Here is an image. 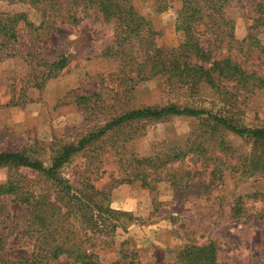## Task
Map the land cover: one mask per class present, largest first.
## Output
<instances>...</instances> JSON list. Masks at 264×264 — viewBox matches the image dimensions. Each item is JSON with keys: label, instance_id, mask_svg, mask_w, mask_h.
<instances>
[{"label": "rangeland", "instance_id": "rangeland-1", "mask_svg": "<svg viewBox=\"0 0 264 264\" xmlns=\"http://www.w3.org/2000/svg\"><path fill=\"white\" fill-rule=\"evenodd\" d=\"M34 1L0 0V17L24 13L31 24L19 21L15 38L0 37V153L21 152L48 166L63 146L113 118L172 104L264 128V87H228L220 96L207 87H169L160 77L138 81L135 67L105 55L116 40L115 24L90 0H49L54 6L44 7ZM129 1L151 24L159 47L178 45L182 0ZM232 5L241 51L229 53L237 52L246 69L264 78V52L258 42L249 49L244 43L256 25L264 44V25L253 20L264 16V0ZM136 50L132 57L138 58ZM62 58L63 69L52 66ZM175 152L181 155L173 161ZM144 159L151 160L139 163ZM59 174L94 193L119 220L98 209L93 220V213L67 217L66 199L60 200L54 182L29 168L1 167L0 185L11 181L22 193L47 191L62 210L54 238L43 242L44 229L30 207L0 195V264H30L33 253L57 240L94 252L100 264L131 258L138 264H188L183 252L209 244L216 247L215 264H264V148L206 116L126 124L74 155ZM46 264L77 263L61 255Z\"/></svg>", "mask_w": 264, "mask_h": 264}, {"label": "trees", "instance_id": "trees-1", "mask_svg": "<svg viewBox=\"0 0 264 264\" xmlns=\"http://www.w3.org/2000/svg\"><path fill=\"white\" fill-rule=\"evenodd\" d=\"M36 2H41L39 5L43 7L52 3L49 0H35L33 3ZM90 3L99 9L106 20L113 21L115 24L116 40L114 45L106 48L105 55L119 59L124 67L131 69L135 67L138 81L160 77L165 79L169 87H186L195 92L207 87L220 96L225 95L224 90H228V87H264L262 74L246 69L244 63L236 58L237 52L235 55L229 53L234 49L241 51L237 46L240 41L236 40L234 36L236 27L235 18L232 15L234 0H182V7L178 10L176 19L179 42L176 47L169 49L156 44L152 36L155 32L151 24L137 14L129 0H90ZM51 6L54 5L51 4ZM253 20L255 23L264 25V16L262 18L255 17ZM19 21H23L25 25H31L24 13L15 14L12 17L6 16L5 19L0 17V37L4 38V41L15 38V30ZM251 28L253 31L244 39L247 49L255 46L258 42L261 51L264 52V44L257 38L258 33H254L256 25ZM205 31H208V34H205ZM132 36L136 37V44L131 41ZM135 48L137 53H140L138 58L132 57ZM222 49L226 51V54H218V50ZM66 60V58H62L54 62L52 66L63 69L67 64ZM169 116L195 118L206 116L215 125L239 136L250 138L254 140L255 144H260L264 148V128L239 126L232 119L213 114L211 111L172 104L160 108L135 109L121 114L78 142L63 146L48 166L21 152H1L0 168L8 165L25 167L50 179L58 187L59 194L63 195L60 200L66 199L67 212L64 214H67V217H84L93 213L92 216H89V219L93 220L94 210L98 209L111 214V218L119 220L116 217L117 212L110 209L104 210L103 206L95 200L94 193H91L90 190L82 191L74 188L69 180L60 176L59 171L74 155L85 151L90 145L124 125L143 119L158 120ZM180 155L175 152L171 159L177 160ZM150 160L144 159L139 163ZM138 175L134 176V179ZM143 185L148 186V182L143 180ZM6 194L14 195L17 200L30 207L33 218L38 220L40 229H44L43 242L54 238L56 230L52 227L62 208L58 206L55 199L50 198L49 192L29 191L28 189L27 193H22L15 182L7 181L6 184L0 185V195ZM113 227L116 225L113 224ZM56 243L52 248L47 250L43 248L33 253L29 263L46 264L48 260H55L61 255H66L73 258L77 264H100L94 252L82 250L79 247L66 248L64 241L57 240ZM183 257L188 264H215L216 247L209 244L195 252H183ZM138 263L134 258H131V260H117L108 264Z\"/></svg>", "mask_w": 264, "mask_h": 264}]
</instances>
